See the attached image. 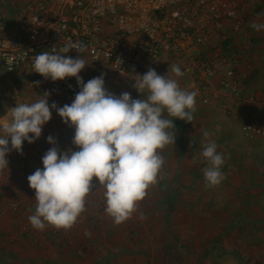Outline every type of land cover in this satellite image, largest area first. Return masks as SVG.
Returning a JSON list of instances; mask_svg holds the SVG:
<instances>
[{"label":"rangeland","instance_id":"obj_1","mask_svg":"<svg viewBox=\"0 0 264 264\" xmlns=\"http://www.w3.org/2000/svg\"><path fill=\"white\" fill-rule=\"evenodd\" d=\"M12 1L0 0L8 14ZM255 2V15L242 32L233 37V42L236 48L248 52L251 59L252 70L245 80L261 86L262 75L257 71L256 62L264 47V29L257 31L251 24H264V0ZM3 18L7 20L6 17L0 20ZM171 66L164 62L155 71L177 79L182 88V78L175 77ZM92 73L83 69L79 75L86 83L102 74ZM103 75L106 90L116 96L124 92L130 93L133 99L145 95L106 73ZM9 81H13L17 94L10 104L0 103V108L35 102L47 84L42 79L24 80L13 76ZM245 84L246 81L242 82L243 86ZM263 90L257 98H252L258 106H264ZM223 99L209 98L196 103L220 113L221 104L227 102ZM240 99L237 97V102ZM193 116L191 123L168 117L176 127L170 130L175 132V143L162 150L165 163L158 183L148 190L130 219L114 224L104 211L103 190L98 189L87 197L85 211L68 231L52 226L36 230L28 220L35 213L36 201L27 177L43 168L42 157L52 147L47 137L53 136L61 151L79 150L72 143L74 128L61 119L48 121L35 142L30 145L23 142L22 154L15 150L7 154L8 168L0 171V264H264V222H254L264 216L262 192H255L258 199L250 198L253 192L247 190V182L232 180L229 175L232 166L226 160L221 168L225 175L222 183L213 188L205 186L206 162L200 154L206 141L202 135L204 130L198 131L202 117L198 106ZM180 128L183 129L179 141ZM206 131L220 153L221 140L216 130L209 127ZM93 183L98 184V181L93 178ZM241 188L243 192L239 191ZM101 213L104 218L99 222ZM107 228L111 231L109 235L105 232Z\"/></svg>","mask_w":264,"mask_h":264},{"label":"clouds","instance_id":"obj_2","mask_svg":"<svg viewBox=\"0 0 264 264\" xmlns=\"http://www.w3.org/2000/svg\"><path fill=\"white\" fill-rule=\"evenodd\" d=\"M31 23L39 26L41 21L35 17ZM251 27L260 31L264 24L253 23ZM70 50L82 53L86 49L80 42L68 41L59 51L41 52L34 58L33 71L54 82L74 77L80 90L73 102L62 107L55 102L49 105L45 92L35 102L10 108L9 118L0 122V171L8 168L9 152L22 154L24 141L31 144L41 136L52 109L64 124L75 129L72 143L79 150L61 151L49 135L47 142L52 147L42 157L43 168L27 177L36 201L35 213L28 220L40 231L46 226L70 230L85 211L87 197L98 189L103 190L104 211L114 224L130 219L148 190L158 183L165 163L162 150L175 143V132L170 130L176 127L168 117L191 123L196 111L198 92L181 88L177 79L160 75L153 68L133 78L132 87L145 94L142 98L107 91L103 74L85 83L79 73L88 63L80 55H63ZM171 72L175 77L184 75L178 65H172ZM202 135L206 141L200 154L206 162L203 177L205 186L213 188L225 179L221 171L225 157L217 152L218 145L209 139L208 131Z\"/></svg>","mask_w":264,"mask_h":264},{"label":"built area","instance_id":"obj_3","mask_svg":"<svg viewBox=\"0 0 264 264\" xmlns=\"http://www.w3.org/2000/svg\"><path fill=\"white\" fill-rule=\"evenodd\" d=\"M255 1L14 0L15 32L6 34L0 23V66L24 80H46L33 71L35 56L52 48L59 51L68 41L80 42L84 52L63 55H80L90 72L106 73L134 89L135 75L169 62L184 73L182 88L198 92L196 102L223 97L222 113L230 115L229 102H235L241 79L252 70L249 53L236 48L233 37L255 15ZM35 17L39 26L31 23ZM46 82L43 94L57 107L70 105L80 90L74 77ZM51 111L49 122L61 119ZM260 125L255 118L242 121V137L264 138Z\"/></svg>","mask_w":264,"mask_h":264},{"label":"crops","instance_id":"obj_4","mask_svg":"<svg viewBox=\"0 0 264 264\" xmlns=\"http://www.w3.org/2000/svg\"><path fill=\"white\" fill-rule=\"evenodd\" d=\"M0 17L7 18V20H5V18H3V20H0V23H3L5 25L6 34H13L15 32V21L13 13L10 9L8 14L6 8L1 5V3ZM6 22H8L9 24L6 25ZM256 66L258 69L257 71L260 73V75H262L261 86L259 85V83L255 84L252 81L249 82L245 80L247 77L245 79L242 78L240 92H242L243 90V93L237 95L238 98H241L239 102H237V100H235L234 103L229 102V106L232 109L230 115H224L222 114V112L219 113L216 109L215 111H213L211 108L203 106L200 103H196V106H198V109L202 116L200 118L201 123L198 126V131H205L209 127H214L218 134L217 138L221 140L219 146L220 153H222L224 156L226 155L225 160L228 161L232 166V170H230L229 172L232 180L240 183L242 181L247 182V190H251L253 192L250 198L258 199V195H256L255 192H262L261 196L263 198L262 200H264V139L256 137L254 140H246L242 137L239 130V124L242 121L246 119H253L254 117L255 119L257 118V120H259V122L264 127V106L262 104H259L258 106V104H256L252 99L253 97L257 98V96L263 90L264 47L261 51L260 58H257ZM238 71L244 73V67L242 65H239ZM9 75L19 78L18 76L5 72L0 66V103L2 105L3 102L6 105L10 104L15 99L17 94V89L13 86V81H9ZM244 81H246L245 86L242 85V82ZM219 100L222 101L221 98ZM12 107L13 106L11 105L9 107L6 106L0 108V122L5 121L9 118V109ZM200 160H202V158H200ZM239 191L243 192L244 190L241 188ZM253 201L254 200L251 199V203H253ZM103 218L104 215L101 213L100 217L98 218L99 222ZM248 220L249 218L246 219L247 222ZM263 220L264 216L260 219L254 220V222L259 221L258 224H260L264 222ZM246 221L244 220V222ZM105 232L107 235H109L111 231L109 228H107L105 229ZM110 257L113 259L115 258L113 256ZM106 259H109V257L106 256ZM89 261H91V259ZM114 261H117L116 258L114 259Z\"/></svg>","mask_w":264,"mask_h":264},{"label":"trees","instance_id":"obj_5","mask_svg":"<svg viewBox=\"0 0 264 264\" xmlns=\"http://www.w3.org/2000/svg\"><path fill=\"white\" fill-rule=\"evenodd\" d=\"M97 73H99V72H93L92 74H97ZM100 74V73H99ZM182 129L183 128H180V130L177 132L178 133V139H179V141L182 139Z\"/></svg>","mask_w":264,"mask_h":264}]
</instances>
